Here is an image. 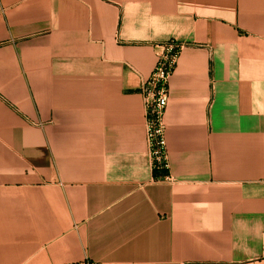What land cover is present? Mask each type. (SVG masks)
<instances>
[{"label":"crops","instance_id":"obj_1","mask_svg":"<svg viewBox=\"0 0 264 264\" xmlns=\"http://www.w3.org/2000/svg\"><path fill=\"white\" fill-rule=\"evenodd\" d=\"M75 263L264 264V0H0V264Z\"/></svg>","mask_w":264,"mask_h":264},{"label":"built area","instance_id":"obj_2","mask_svg":"<svg viewBox=\"0 0 264 264\" xmlns=\"http://www.w3.org/2000/svg\"><path fill=\"white\" fill-rule=\"evenodd\" d=\"M182 48L183 44L169 43L165 54L159 59L156 67L141 87L146 105V132L149 152L153 160L154 170L160 172L157 177L160 181H173L169 171L165 114L169 103V79Z\"/></svg>","mask_w":264,"mask_h":264},{"label":"trees","instance_id":"obj_3","mask_svg":"<svg viewBox=\"0 0 264 264\" xmlns=\"http://www.w3.org/2000/svg\"><path fill=\"white\" fill-rule=\"evenodd\" d=\"M154 172H155V177H158L160 175V172L155 171V170H154Z\"/></svg>","mask_w":264,"mask_h":264}]
</instances>
